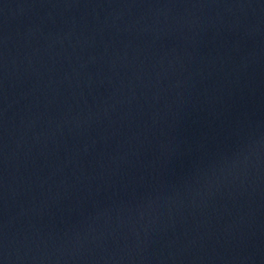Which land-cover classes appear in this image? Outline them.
I'll return each instance as SVG.
<instances>
[{"label": "water", "instance_id": "water-1", "mask_svg": "<svg viewBox=\"0 0 264 264\" xmlns=\"http://www.w3.org/2000/svg\"><path fill=\"white\" fill-rule=\"evenodd\" d=\"M0 264H37L1 180Z\"/></svg>", "mask_w": 264, "mask_h": 264}]
</instances>
